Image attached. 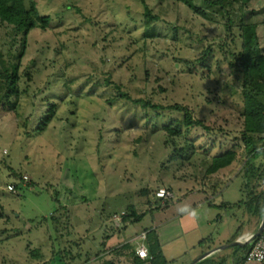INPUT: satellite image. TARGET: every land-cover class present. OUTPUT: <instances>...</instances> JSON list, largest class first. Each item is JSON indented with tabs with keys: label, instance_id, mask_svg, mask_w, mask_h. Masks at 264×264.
<instances>
[{
	"label": "rangeland",
	"instance_id": "rangeland-1",
	"mask_svg": "<svg viewBox=\"0 0 264 264\" xmlns=\"http://www.w3.org/2000/svg\"><path fill=\"white\" fill-rule=\"evenodd\" d=\"M36 2L54 26L30 31L15 110L0 109V264H130L105 246L104 236L116 232L111 213L130 205L143 211L125 234L139 231L152 222V194L179 185L209 189L210 182L223 183L208 202L185 213L184 227L177 220L166 223L168 231H155L161 241L173 236L166 255H179L201 237L217 242L237 225L238 208L218 204L241 198L242 177L236 174L244 159L241 85L218 47L230 40L217 7L205 8V17L179 0H144L158 17L145 37L141 0ZM3 33L0 25L5 52ZM259 33L264 45V25ZM237 36L234 30L236 47ZM62 74L72 90L58 101ZM108 81L121 84L132 99L188 106L209 127L191 130L198 149L213 153L233 146L239 155L232 169L205 177L200 163L169 161L165 134L144 127L129 101H108L118 95ZM51 102L58 104L55 116L37 133ZM14 171L22 179H14ZM11 183L19 185L14 192L7 188Z\"/></svg>",
	"mask_w": 264,
	"mask_h": 264
},
{
	"label": "trees",
	"instance_id": "trees-1",
	"mask_svg": "<svg viewBox=\"0 0 264 264\" xmlns=\"http://www.w3.org/2000/svg\"><path fill=\"white\" fill-rule=\"evenodd\" d=\"M37 0H0V25L4 30L3 35L8 38V46L4 52L0 48V109L15 110L16 98L20 94L18 67L22 57L26 52L29 33L33 29L46 31L52 28V18L49 14L39 13ZM185 3L194 12L206 17V9L212 5L216 11L224 17V27L229 34V42L219 41L218 47L228 62L231 72L239 75L242 95V130L241 141L244 146L240 156L243 153V161L238 174L242 177V193L246 196L251 195L246 201L247 210L261 218L263 210L262 192L253 194V188L260 183H264V45L261 42L259 27L264 25V0H179ZM143 2V20L145 24L144 36H150V22L158 19L151 13L150 7ZM259 3V4H257ZM79 11L77 8L75 9ZM153 27L151 28V30ZM237 31L239 46L234 45L232 37L233 31ZM233 44V45H232ZM63 46V43L61 44ZM210 47L206 49L209 54ZM6 55L7 57L5 58ZM62 81V94H59L58 101L68 95L72 90L70 81L64 76ZM112 84L117 90V96L108 101L119 103L117 98L126 100L139 108V115L136 117L142 119L143 126L149 131H162L164 143L170 145L168 160L176 162L179 165L200 163L205 177L228 166L238 157V150L233 146L210 152V150H199L196 140L190 135L195 127H201L209 130L204 122L195 118L192 110L186 105L180 103H153L143 98L132 99L128 94L121 91L122 85L116 82H107ZM50 85V84H49ZM48 85V86H49ZM71 95V93H70ZM57 102L48 103L43 117L37 123L35 132H43L55 116ZM27 119H24V122ZM134 117L130 119V123ZM119 132V131H118ZM119 135L117 136L118 139ZM200 161V162H199ZM22 179L21 173L14 171V179ZM15 190L19 188L17 183H13ZM14 192V191H13ZM143 193L146 191L143 190ZM153 199L147 200L152 205L149 210L161 209L172 202V199L164 203L152 194ZM123 210L120 223L114 226L115 231L120 230L124 225L138 221L142 218L144 212L136 211L130 205ZM119 211L111 213L110 218ZM120 226V227H119ZM112 232V231H111ZM145 239L143 240L147 256L144 258L136 254V247L141 238H135L137 244L131 241H125L112 249L117 256L123 255L126 261L131 259L130 264H186L190 260L188 253L180 254L173 258H167L163 254L162 244L155 230L144 228ZM140 232V233H141ZM139 235V234H138ZM107 238L106 236H104ZM104 238V239H105ZM232 236L229 241L233 240ZM202 245V240L199 242ZM203 246V245H202ZM249 244L241 247H235L234 253L230 251L213 254L197 261L195 264H228L227 260L232 259L233 264H244L246 262V252ZM109 249V250H110ZM233 249V248H232ZM182 261V262H179ZM102 264H115L110 260ZM264 264V263H262Z\"/></svg>",
	"mask_w": 264,
	"mask_h": 264
},
{
	"label": "crops",
	"instance_id": "crops-1",
	"mask_svg": "<svg viewBox=\"0 0 264 264\" xmlns=\"http://www.w3.org/2000/svg\"><path fill=\"white\" fill-rule=\"evenodd\" d=\"M233 162L231 164H229L228 166L219 169L218 171H216L213 174L219 176L220 173L223 172V170L225 171V170L232 169ZM233 175H235V174H233ZM221 184H223V183H221ZM221 184H220V182L219 183L218 182L217 183L210 182V186L212 188H209V189H206V187L204 185L197 187V188H194V189L179 185L177 187V189L173 190V193L175 194L174 195L175 198L173 197V199L171 200L172 202H169L168 205H166L165 207H163L161 209L150 210V211H152V213H151L152 214L151 215L152 222H151V224H149L146 227L151 228L155 231L157 229H159V231L160 230L161 231L162 230L168 231V229H167L168 226L166 225V223H168L170 221L174 222L177 220H178V224H180L181 227H184L183 217H185L187 215L185 213L190 212V210L194 209L197 206L201 207L204 203L208 202L209 198H211L212 196H214L216 193L219 192V190L221 188ZM241 188H242V184L240 187L241 198L238 200V202H234V201L232 202L229 200H222L221 203L218 204V206L224 207V208H232V206H233V208H238L237 213H235L233 215L234 218L237 219V225L234 226L233 228L229 229L227 232H224L223 237H218L217 242L216 241L214 242V240L212 241L211 239H206L209 242V243H207L205 238L201 237V239H199L196 243H194V245H190V246L186 245V247L181 251L182 253H180V254L188 253L190 255L192 253V255H190V257H191L190 260H192L193 258H195L196 256H198L199 254H201L202 252H204L206 250H209L211 248H214V247H217V246H220V245H223L225 243L230 242L229 239L232 236L234 237L233 240H236V239L244 240L245 238H247L250 234H252L256 230L257 226L260 223L261 218H259L257 215H255L252 212L247 210L246 201L250 199L251 195L246 196L244 193H242ZM252 190H253V194H256V193L261 191L262 196H263V200H264V192H263L264 183H260L259 185L255 186ZM209 191H211V193ZM234 205L236 207H234ZM262 213H263V210H262ZM215 219H217L219 221L221 219V214L217 213L215 216ZM205 220H206L205 223L211 224L208 219H205ZM196 223L198 224L197 219H195V224ZM146 227H143L139 231H134L133 233H131L129 235L125 234L127 225H124L121 228V230H118L116 232L110 231L111 234L105 235L107 237V242H106L105 246L112 248L114 246L119 245L122 242L129 241V240L131 241V240H133L134 237H136V235L140 234V232L143 231L144 228H146ZM157 235H158V238L161 237L159 233ZM168 238L171 239V238H173V236L167 237L165 239V241H161L159 239V241L162 244L163 254L167 258H169V257L165 253V244H166V242H168V240H169ZM201 240H202V245L204 242H206V244H209V245L208 246L207 245L206 246L205 245L200 246L199 242ZM233 240H231V241H233ZM235 247L236 246H230V247H226L224 249H217L214 252H211L210 254L206 255L205 257L211 256L213 254H220L223 251H225L224 253H226L227 251L234 253L236 251V250H234ZM174 257H176V256H174ZM172 258H173V256H172ZM227 263L233 264L232 259L229 258V260H227ZM244 264H252V262H245Z\"/></svg>",
	"mask_w": 264,
	"mask_h": 264
},
{
	"label": "built area",
	"instance_id": "built-area-1",
	"mask_svg": "<svg viewBox=\"0 0 264 264\" xmlns=\"http://www.w3.org/2000/svg\"><path fill=\"white\" fill-rule=\"evenodd\" d=\"M26 178V176H24ZM9 190L15 191V186L13 183L7 186ZM155 196L158 197L161 203H164L166 200L173 199L174 194L170 188L160 187L156 190ZM123 212L115 213L112 216L113 222L116 225L120 223V216ZM138 237L141 238L140 243L136 247V254L144 258L147 256V250L143 240L145 239V232H141ZM246 262H252L256 264L264 263V232L258 236L254 241L250 242V246L246 252Z\"/></svg>",
	"mask_w": 264,
	"mask_h": 264
},
{
	"label": "water",
	"instance_id": "water-1",
	"mask_svg": "<svg viewBox=\"0 0 264 264\" xmlns=\"http://www.w3.org/2000/svg\"><path fill=\"white\" fill-rule=\"evenodd\" d=\"M263 192H264V190H263ZM263 232H264V200H263V213L261 216L260 223L257 226L256 230L252 234H250L244 240L236 239V240L230 241L228 243H225L223 245H220V246L211 248L209 250H206V251L202 252L201 254H199L198 256H196L195 258H193L192 260H190L187 264H195L197 261L201 260L203 257L210 254L211 252H214L217 249H224V248L230 247V246L241 247L243 245L249 244L250 242L254 241L258 236H260Z\"/></svg>",
	"mask_w": 264,
	"mask_h": 264
}]
</instances>
